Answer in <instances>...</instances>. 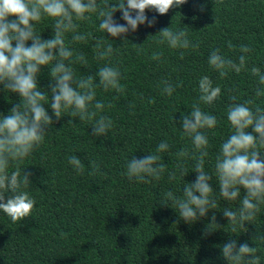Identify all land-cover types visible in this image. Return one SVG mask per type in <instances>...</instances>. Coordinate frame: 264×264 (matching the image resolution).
I'll return each instance as SVG.
<instances>
[{"label": "trees", "instance_id": "obj_1", "mask_svg": "<svg viewBox=\"0 0 264 264\" xmlns=\"http://www.w3.org/2000/svg\"><path fill=\"white\" fill-rule=\"evenodd\" d=\"M145 14L149 19L156 17L154 25H138L126 37L113 38L99 31L95 14L91 22H79L78 32H92L95 39L105 41V46L113 44L116 48L111 63L119 67L125 91L96 89V100L105 104L98 115L111 118L113 128L105 136L93 137L91 123L71 118L67 112L58 121L53 117L43 143L19 165L32 174L31 184L23 189L35 200L31 215L13 223L0 212V264H227L219 246L230 239H236L237 246L246 242L256 247L264 264V241L252 239L264 235V205L252 224L245 223L247 231L238 227L232 233L222 211L237 208L239 199L218 198L216 209L191 224L180 219L175 205L164 199L169 191L183 198L184 185L196 177L194 171L181 176L176 152L185 147L191 151L180 120L181 113L187 115L198 99L200 77L209 76L213 86L221 87L219 99L212 105H201L203 111L217 117L214 128L202 130L209 141L204 169L213 175L210 184L215 192L219 190L215 159L221 143L232 133L226 115L228 105L234 102L230 94L238 97L235 102L251 98L264 107V97H254L256 78L250 72L229 71L221 78L207 62L215 49L238 62L240 45H248L254 51L245 54L247 67L255 65L264 71V0H187L164 15L149 9ZM120 17L119 11L114 13V19L124 24ZM52 23L47 17L36 23L42 39L51 38ZM165 27L184 29L198 48L157 45V32ZM71 35L65 36L67 46L74 53H83L88 61L87 67L72 65L77 78L94 75L98 67L108 63L96 59L95 39L73 43ZM229 41L233 49H229ZM138 47L144 51L138 54ZM158 51L163 52L161 61L150 59ZM180 51L185 53L183 59ZM50 67L45 66L38 76L39 87L45 91H50ZM162 80L173 84L182 81L183 86L169 97L161 94ZM150 98L154 103H148ZM19 99L18 94L6 93L0 87V113L6 115ZM44 106L51 115L50 107ZM161 141L172 148L160 154V163L167 169L160 179L149 178L148 183L129 180L126 161L153 153ZM71 155L81 159L84 174H78L68 163ZM92 162L98 171L89 176ZM193 165L191 159L185 163L189 170ZM13 170L15 162L8 169L9 173ZM173 171L176 178L170 180L169 172ZM243 191L241 188V195ZM213 214L216 224L211 220ZM206 227L215 230L204 236Z\"/></svg>", "mask_w": 264, "mask_h": 264}, {"label": "clouds", "instance_id": "obj_2", "mask_svg": "<svg viewBox=\"0 0 264 264\" xmlns=\"http://www.w3.org/2000/svg\"><path fill=\"white\" fill-rule=\"evenodd\" d=\"M187 0H0V87L6 93H15L19 102L13 104L8 113H0V212H3L13 223L31 215L35 200L24 188H27L32 175L19 166L43 143L45 134L53 125V117L58 121L64 113L71 118L92 124L93 137L105 136L113 128V121L105 115H98L105 108L102 101L96 100V89L114 91L123 94L125 89L120 83L122 78L118 66L111 63L116 48L103 39H95L92 32L80 33L79 22L92 21L95 14L99 24L98 30L113 38L126 37L135 32L138 25L147 22L151 27L156 17L151 19L145 10H154L160 15L168 13L170 8L179 7ZM203 10V9H201ZM121 13L124 24L114 19V13ZM45 17L51 19L52 36L41 38V32L35 25ZM11 18V19H10ZM72 33L71 41L83 42L95 39L96 59L105 60L95 74L77 78L72 67L80 64L87 67L88 61L83 53H74L65 42L66 34ZM154 43L166 44L171 49L188 50L198 48L188 39L184 29L173 30L162 28ZM126 39V38H125ZM124 39V40H125ZM30 41V44L28 43ZM229 49H233L231 41ZM143 48H137L138 54ZM238 62L220 53L219 49L211 51L208 65L217 71L221 78L229 71L237 74L248 71L256 78L253 89L254 97H264V71L255 65L247 67L248 57L254 51L248 45H240ZM180 51V58H184ZM162 51L154 52L150 59L161 61ZM67 62V63H66ZM51 65L49 72L50 91L39 87L38 76L45 66ZM162 95L172 96L182 81L175 84L162 80ZM159 87V85H158ZM199 96L191 106V111L181 113L182 135L191 141V151L185 147L176 152L177 169L182 177L189 171L196 173L195 180L183 187V198L175 196L171 191L164 194V199L175 205V211L185 223L191 224L205 217L209 210L216 209L217 199L235 202V209L224 208L223 216L232 225V233L245 223L255 220L264 205V107L255 104L254 99L235 102L238 97L230 94V103L226 110L227 120L232 129L231 135L220 145L214 164L215 180L218 192L210 184L213 175L204 169L205 157L208 156V137L204 129H212L217 125V117L202 110L201 105H212L221 96V87L213 86L209 76H202L198 81ZM231 91V90H230ZM95 101V103H93ZM148 103H154L150 98ZM47 104L51 115L45 108ZM113 105L109 103L108 108ZM130 108L134 105H130ZM69 122L73 123L70 119ZM251 129V131H249ZM172 146L161 141L153 153L142 158L131 157L126 161L125 175L129 180L148 183L149 178L159 180L167 170L160 163L161 153H167ZM188 159L194 160L191 170L185 167ZM15 162V170L9 173L11 163ZM68 163L78 174H84L85 167L76 155L68 157ZM98 165L92 162L89 176H94ZM176 172H169V179L174 180ZM243 188V195H241ZM162 204H168L161 202ZM215 214L211 220L215 223ZM216 224V223H215ZM215 229L206 227L204 236ZM244 231V232H245ZM253 240L264 241V235H255ZM222 258L227 264H261L258 249L230 239L219 246Z\"/></svg>", "mask_w": 264, "mask_h": 264}]
</instances>
